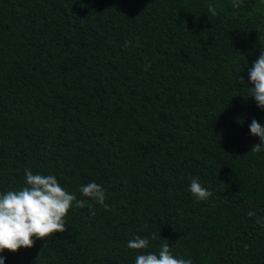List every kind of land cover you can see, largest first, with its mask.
<instances>
[{
  "label": "trees",
  "instance_id": "1",
  "mask_svg": "<svg viewBox=\"0 0 264 264\" xmlns=\"http://www.w3.org/2000/svg\"><path fill=\"white\" fill-rule=\"evenodd\" d=\"M261 50L260 0H0V193L29 168L78 199L95 182L107 205H73L64 233L5 264H135L165 243L192 264H264ZM189 177L213 195L196 201Z\"/></svg>",
  "mask_w": 264,
  "mask_h": 264
},
{
  "label": "clouds",
  "instance_id": "2",
  "mask_svg": "<svg viewBox=\"0 0 264 264\" xmlns=\"http://www.w3.org/2000/svg\"><path fill=\"white\" fill-rule=\"evenodd\" d=\"M241 2L242 0H233V7H240ZM260 3L264 4V0H260ZM208 11L213 16L217 15L214 6L210 5ZM125 46L127 47V42ZM145 67L147 69L150 65ZM240 79L244 80L242 76ZM247 83L251 85L248 89L249 97L253 98L258 108L264 109V50L259 52L258 58L248 69ZM249 131L260 140L250 151H264V125L253 119ZM24 175V187L0 193V253L30 249L36 240L46 241L56 233H64L65 218L73 205L76 208L87 206L90 215H95L92 202L107 208L105 189L95 182L81 185L78 191L86 199H78L75 193L62 187L54 175L33 174L29 168L24 169ZM189 179V191L196 201H207L213 195L200 183L198 177ZM247 215L253 217L256 213L249 211ZM256 223L264 226V219H257ZM127 247L134 251L146 250L149 239L136 236L128 241ZM0 264H5L3 255H0ZM135 264H192V260L174 256L169 244L165 243L160 246L158 253L145 252L137 255Z\"/></svg>",
  "mask_w": 264,
  "mask_h": 264
}]
</instances>
